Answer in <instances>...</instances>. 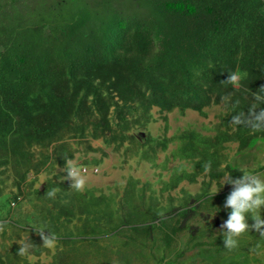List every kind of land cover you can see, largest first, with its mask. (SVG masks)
<instances>
[{
  "label": "trees",
  "instance_id": "16d2710c",
  "mask_svg": "<svg viewBox=\"0 0 264 264\" xmlns=\"http://www.w3.org/2000/svg\"><path fill=\"white\" fill-rule=\"evenodd\" d=\"M113 1L96 13L79 5L68 24L48 17L52 6L35 4L24 18L0 4V165L26 175L33 148L56 144L92 108L103 117L95 132L105 129L115 93L128 129L138 104L149 113L153 103L230 97L229 72L250 71L243 83L264 85V0H139L142 14ZM59 155L69 158L65 147Z\"/></svg>",
  "mask_w": 264,
  "mask_h": 264
},
{
  "label": "clouds",
  "instance_id": "9594fccd",
  "mask_svg": "<svg viewBox=\"0 0 264 264\" xmlns=\"http://www.w3.org/2000/svg\"><path fill=\"white\" fill-rule=\"evenodd\" d=\"M255 38L256 36H254ZM239 43L243 54L246 47H244V43ZM251 75L250 71L243 72L240 69L238 72H229L223 82L232 84L231 96L220 101L212 98L203 107L199 105L200 102L192 98L184 100L182 105L168 109L162 108L161 103H153V108L158 107L163 112L180 111L184 115L191 112L199 113L200 116L196 122L189 118L191 128L183 130L178 136L157 139L164 151L168 149L170 142L178 139L179 148L174 152L172 159L174 160L175 157L182 162L192 164L184 171L174 170L172 173L178 176L176 180L163 178L160 173L164 169L156 170L154 173L149 172L148 168L154 165L155 158L152 162L149 149L142 148L146 146V143L136 146L132 142L131 136H125V142L130 141L128 148L126 143L122 142V147L126 146V148L122 155L118 153L117 144L119 142L115 143L109 139L110 137L115 138L119 134V130L123 129L120 120L118 128V124L114 125L111 119L113 109L118 112L119 119L121 113L117 103L122 105V100L115 93L111 96L112 106L109 118H107L109 132L113 133L107 135L109 139L107 144L111 148H108L107 145L102 147L94 145L89 153L80 154L76 158V153L73 152L71 145L67 143L61 146L65 147L69 158L66 162H61L60 155L57 158L60 148L57 150L54 159L51 158L54 170L52 176L55 180L49 184L44 178L40 180L41 184H39L38 178L43 173L35 167H32L25 175V173L16 174L12 164L0 165V169L6 167L4 173L9 170V175L13 176V178L5 179V187L0 192V209L6 214H11L18 208L25 207L27 203H34L35 208L40 205L47 212L46 221L35 226L37 227L35 230L33 226L22 224L18 217L9 215L3 217L1 212L0 220L7 218L15 220L18 224H22L24 229L34 230L41 240L37 248V257L48 253L52 260L51 264H58L60 258L72 261L71 264H104L105 261H108L111 251L122 255L121 264H147L151 260L156 264H170L174 260L179 263L181 259L186 258L185 253L189 247L209 248L208 242L196 245V239L185 235L186 231L192 234L197 232L204 226L206 220L211 219L209 215L211 206L207 204L209 200H201V197L212 192L198 179L197 167H200L204 173L206 172L205 174H208V170H210L211 174L208 175L212 176L209 185L213 182L223 183L219 180L227 169L225 186L228 189L226 191H231L232 187L234 190L224 203L225 209H231L229 218L220 226L223 230L224 247L227 249L237 247V238L251 227L253 230L260 231L257 233L260 234L258 238L261 243L254 251L250 250V245L242 248L244 250H241L238 256L250 254L253 260L249 264H254L255 261L260 263L261 259L264 261V220L254 218L250 225L247 219L249 213H255L264 207V180L260 178L262 174L244 172L245 166L235 164L232 165L233 174L244 173V175L235 178L228 172L231 153L233 161H236L247 157L255 149L264 151V85H245L243 82L248 80ZM92 100H90L89 107L92 106ZM242 100L246 102H241ZM223 101H225L223 103L225 107L213 128L214 132H212L211 127L216 118L207 117L206 108L213 103L220 104ZM141 106L146 108V113L149 114L146 106L136 105L138 110ZM91 113L99 117L97 124L99 128L103 120L102 115L95 108H92ZM129 115L127 114L128 118ZM82 120V123L76 121L75 129L67 135L80 139L86 138L88 125L85 124L84 119ZM228 123L232 128L225 127ZM104 125L106 127L105 120ZM198 129L202 132L199 135L204 140L210 137L209 135L214 136L207 140L209 148L205 144L192 140V132L198 131ZM95 130L96 127H93L94 134L98 137L93 134L92 138H102L100 130L97 132ZM101 131L103 134L108 132L105 129ZM230 142H233L234 150L231 152L227 149L226 152L227 144ZM135 157L137 160H134ZM222 158L226 169L216 175L217 171L213 172L215 164L218 163L222 166ZM165 165L163 167H166ZM10 179L14 186L7 190L6 186ZM198 181L201 182L202 189L199 196L193 192L187 196L191 197L189 200H184L182 195L179 196L184 187L183 182L185 185L192 186ZM106 185L113 191L112 194H105L104 187ZM36 194L40 196V200H36L35 203ZM80 195L87 197L93 203L95 210L91 213L84 211L81 207ZM46 198H50V200ZM74 221L83 222L84 226H78V231L70 232L65 226ZM217 232L214 234L216 235ZM91 237L94 239L101 237L106 240L91 241V245L87 247L85 241ZM104 241L110 242V248L108 245L102 244ZM18 244L20 247L17 255L23 257L29 252L30 245L24 241H20ZM114 245H118L119 249L114 250ZM90 249L93 250L92 258ZM129 249L134 251L136 257H140L135 263L128 257ZM214 250L212 249L210 255L195 260L200 263L205 261V264H240V261L236 262L232 259L231 254L225 257L221 256L218 250ZM12 256L15 255L11 251L6 256V260L12 264L28 261L19 260L17 257L13 260ZM85 259H89V261L87 262ZM43 264L45 263L43 262Z\"/></svg>",
  "mask_w": 264,
  "mask_h": 264
},
{
  "label": "rangeland",
  "instance_id": "374dc122",
  "mask_svg": "<svg viewBox=\"0 0 264 264\" xmlns=\"http://www.w3.org/2000/svg\"><path fill=\"white\" fill-rule=\"evenodd\" d=\"M102 1L104 0H0V4H3L8 10H11L12 7H15V10L19 11L24 18L29 17V14H35V10L31 7H33L35 4L41 6L44 4V6L48 7L51 9L52 6V13H48L49 18H56L60 19V22L62 24H68L74 22L77 18L78 15L75 13L77 8H79V5H84L81 7H85L88 12L96 13V9L99 8L102 4ZM115 1V0H114ZM114 3L116 4V1ZM125 1V0H123ZM131 2V3H130ZM139 0H127L125 4L129 7V11L134 12L133 14H142L146 13V9L140 5ZM131 4V6H130ZM126 7V6H125ZM28 8H30L29 11ZM11 12V11H10ZM48 32L50 28L47 27L46 29ZM45 31V34H49ZM3 48V47H2ZM223 103L225 101L221 102L220 104L218 103H213L212 105L208 106L206 108V115L209 118H216L214 121V125L211 127V131H213V128L215 124L219 121L220 113L223 111L225 105L223 106ZM188 113V114H187ZM185 115L182 114L180 111H175L172 113L168 112H163L161 111L160 108L155 107L149 110V115L146 113V108L144 107H139L138 113L135 115H129V127L124 131V129L119 130V134L114 138L110 137L109 139H112L113 142L118 143L117 144V151L120 155H122L123 151L125 150L126 146L128 148L129 142H125V136H131L132 137V142L138 146L140 143L145 144L146 146H143L142 148H148L149 149V155L151 156V161H154L155 158V163L153 166L148 168V171L151 173L156 172V170L160 171L161 169L164 170L160 173V175L163 176V178L171 179V180H176L177 175L173 174L172 172L174 170H180L184 171L185 168H188L192 166L190 162H182L179 159H172L174 152H176L179 148L180 142H178V139H174L173 142H170L169 147L167 150H163L158 143V140H161L162 138H168V136H178L183 130H188L190 129V121L189 118L192 121L198 120L200 118L199 113H191L187 112ZM118 112L113 109V114L111 116V119L114 123V125H117L119 122V116ZM85 124L88 125V135L86 138L80 139V138H75L71 135H64L63 139L56 141V144L49 148L45 147H35L32 150V157H31V165L32 167H35L37 170L42 171L40 176L38 178L39 184L40 180L44 178L49 184L52 180H55L52 174L54 173V170L52 168V160L54 159V156L57 153V150L61 146H64L65 144H69L72 146V150L74 153H76L75 157L77 158L80 154L83 153H89L90 150L94 147V145L97 146H108V138L107 135L113 134L109 132V124L106 125L105 131H108L107 133H102L100 131V136H103L102 138L99 139H94L92 138V135L94 134L93 127H96V125L99 122V117L96 116L93 113H90L87 117L84 118ZM83 120H78V123H82ZM225 127L232 128V126L228 123L225 125ZM202 132L200 129L198 131H193L192 132V140H194L197 143L205 144L206 147L209 148L208 141L209 139L213 138L214 136L209 135L206 140L202 139L201 135ZM123 137V138H121ZM129 139V138H128ZM101 141V143H99ZM122 142L126 143L125 147H122ZM101 144V145H99ZM108 148H111L108 146ZM227 149L229 151L234 150V144L233 142H230L227 144L226 152ZM52 158V160H51ZM134 160H137V157H135ZM223 160V158H222ZM232 158V153L230 154V161H229V167H228V172L231 175H233L235 178H240L244 175V173H240L241 175L238 174H233V169L232 165H238V166H245L246 169L244 172L252 173V174H262L260 178L264 180V151H256L253 150L250 155L244 158L237 159L236 161H233ZM166 162V163H165ZM166 164V167H163V165ZM236 168V166H235ZM226 169L224 160L222 166L220 164L216 163L215 164V170L213 172L216 175L224 172ZM4 170H6V167H2L0 169V192H2L4 184H5V179L10 177L13 178L12 175L10 174V171L7 170L6 173H4ZM227 172V169L225 170V173H223L221 180L223 183H217L213 182L211 185V174L210 170H208V174H205L204 171L201 170L200 167H197V177L198 179L203 182L210 190V192L204 197H201V200H209L207 204L211 206V210L209 212L210 218L206 220L204 223V226L200 230H198L195 233H191L186 231L185 235L196 239L195 244L196 245H201L205 242H208L207 247H202V246H191L189 247V250L185 253V257L181 259V261L178 263L177 260H174L170 264H205L204 262H198L195 259H198L200 257L210 255L212 249L218 250L222 256L227 257V255H232V259L234 261L239 262L240 264H249L253 258L250 257V254L248 255H240V251L244 250L242 248L248 247L250 245V250H255L261 243L259 237L260 231L253 230L251 227L243 233L240 237L237 238L238 244L237 247L233 249H227L224 247L223 244V230L221 229V224L225 222L229 218V214L231 212V209H225L224 208V203H226L227 197L231 194V192L234 190V187L231 188V191H226L228 189L227 186H225V177ZM40 175V173H37ZM52 176V177H50ZM66 176V175H65ZM9 179V178H8ZM103 179V176H102ZM164 179V180H165ZM214 179V177H213ZM68 182V180H66ZM195 182L193 183L194 185L188 186V184H184L182 193H179V196L182 195V198L184 200H189L191 197H187L190 195L192 192L193 194H199L202 192L201 189V182ZM210 181V182H209ZM101 185V184H100ZM13 181L10 179L8 181V186H6V189L9 190L11 187H13ZM185 188V189H184ZM105 194L110 195L113 193V191L110 189L108 185L104 187ZM81 198V207L84 211H87L91 213L93 210H95V207L93 203L87 198L82 195H80ZM47 200H50V198H46ZM5 200H8L5 198ZM36 200H40V196L36 194V197L34 199V202L36 203ZM0 212L2 216L4 215H9V216H14L18 217L19 221L24 224L25 226H37L43 223L46 217V210H44V207L40 206L35 208L34 203L31 204H26L25 207H20L17 210H15L11 214H6L4 213L1 209ZM254 218H259L261 220H264V207H261L259 210H257L255 213H249L247 216L248 223L251 225L253 223ZM2 225H0L1 227ZM78 226L83 227L84 223L83 222H78L74 221L73 223L67 224L65 227L67 228L68 231L73 232V231H78ZM217 232L215 235L214 232ZM15 241L20 242V241H25V235L22 234V232L17 233L15 237ZM2 242V241H1ZM7 245L4 244V248H2V253H0V256L3 255L4 250L7 248L8 251L11 250L10 248V243L7 241ZM102 244L108 245L110 242L109 241H104ZM212 246H215L216 248H210ZM110 248V247H109ZM119 246L114 245V250H118ZM92 252L93 257V250L90 249ZM214 250V251H215ZM128 257L136 262V260L140 259V257H136L134 254V251L129 249L128 250ZM122 255H119L118 252L116 251H111L109 256H108V261H105L104 264H121L120 259ZM178 258V257H177ZM241 258V260H240ZM90 259V258H89ZM89 259H85L87 262ZM7 261V260H6ZM51 264L52 260L50 258V254L44 253L41 257H34V256H28V261L21 263V264ZM8 264H12L7 261ZM6 262L2 261L1 264H7ZM72 261L65 260L64 258H60L58 261V264H71ZM147 264H156L153 260L150 262H147ZM235 264V263H234ZM254 264H264V261L261 260L260 263L257 261L254 262Z\"/></svg>",
  "mask_w": 264,
  "mask_h": 264
},
{
  "label": "bare ground",
  "instance_id": "6f19581e",
  "mask_svg": "<svg viewBox=\"0 0 264 264\" xmlns=\"http://www.w3.org/2000/svg\"><path fill=\"white\" fill-rule=\"evenodd\" d=\"M0 225H2L0 227V253H2V248L5 247L4 244L7 245L8 244L7 241H8L11 244L10 245V248H11L10 251L19 260H28V256L37 257V253H35L34 250L37 249L41 243V240L37 237V235L35 234V231H34L37 227H33L34 230H30L29 228H27V230H26L22 227V224H20V223L18 224L15 220H10L8 218L0 220ZM19 232H22V234L25 235V241L24 242H26L30 245L29 252L23 257L17 255V252H18L20 245L18 244L17 241H15V237H16L17 233H19ZM102 240H106V238L99 237L97 239H94L91 237V238H87L85 243H86V246L88 247L89 245H91V243H92L91 241L101 242ZM82 245H84V244H82ZM10 251H8L7 248L4 250L3 255L0 256V264L2 261L7 263L6 256ZM221 256H219V257H221Z\"/></svg>",
  "mask_w": 264,
  "mask_h": 264
}]
</instances>
